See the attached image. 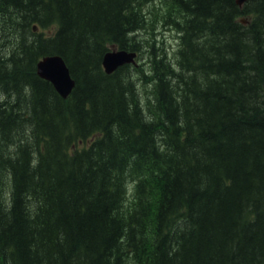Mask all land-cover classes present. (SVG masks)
<instances>
[{"label":"trees","instance_id":"trees-1","mask_svg":"<svg viewBox=\"0 0 264 264\" xmlns=\"http://www.w3.org/2000/svg\"><path fill=\"white\" fill-rule=\"evenodd\" d=\"M157 1L0 0V264H264V0Z\"/></svg>","mask_w":264,"mask_h":264},{"label":"water","instance_id":"water-1","mask_svg":"<svg viewBox=\"0 0 264 264\" xmlns=\"http://www.w3.org/2000/svg\"><path fill=\"white\" fill-rule=\"evenodd\" d=\"M247 1L248 0H237V3L242 6ZM35 30H37L36 27ZM135 57L136 53L127 52L125 50L113 51L105 55L103 65L106 72L111 74L119 67L134 62ZM37 74L42 79L51 82L55 90L64 99L68 98L73 92L75 81L62 56L48 55L43 57L37 63Z\"/></svg>","mask_w":264,"mask_h":264},{"label":"rangeland","instance_id":"rangeland-1","mask_svg":"<svg viewBox=\"0 0 264 264\" xmlns=\"http://www.w3.org/2000/svg\"><path fill=\"white\" fill-rule=\"evenodd\" d=\"M157 4L159 6L160 1H157ZM149 11H155L156 9L154 8V5L149 6L148 8ZM151 13H148V16H150ZM152 20L155 18L153 15H151ZM155 27L154 31L155 32L154 36L151 34L146 35L145 37H141L140 43L146 47V45L151 44L148 39H153L155 38L157 43L160 44V46L165 45L166 49L168 50V54L170 57H174V52L178 47L179 40L177 37V31L174 28H170L169 26H166L163 22H161V18H158L157 21L155 22ZM148 37V38H147ZM152 37V38H151ZM147 56V53L145 54V57ZM139 63V60L137 59V64Z\"/></svg>","mask_w":264,"mask_h":264}]
</instances>
